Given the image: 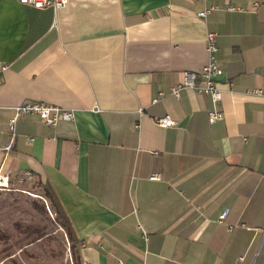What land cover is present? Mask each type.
Returning <instances> with one entry per match:
<instances>
[{"label": "crops", "instance_id": "0c3cea01", "mask_svg": "<svg viewBox=\"0 0 264 264\" xmlns=\"http://www.w3.org/2000/svg\"><path fill=\"white\" fill-rule=\"evenodd\" d=\"M207 31L222 68L214 123L208 94L168 93L207 62ZM0 64V148L15 104L74 113L18 118L0 173L41 181L81 262L264 264V98L241 94L264 81V0H0ZM164 115L174 124L154 122Z\"/></svg>", "mask_w": 264, "mask_h": 264}, {"label": "rangeland", "instance_id": "374dc122", "mask_svg": "<svg viewBox=\"0 0 264 264\" xmlns=\"http://www.w3.org/2000/svg\"><path fill=\"white\" fill-rule=\"evenodd\" d=\"M5 176L7 183L0 186V264H74L41 181L23 172Z\"/></svg>", "mask_w": 264, "mask_h": 264}, {"label": "built area", "instance_id": "2783aa9c", "mask_svg": "<svg viewBox=\"0 0 264 264\" xmlns=\"http://www.w3.org/2000/svg\"><path fill=\"white\" fill-rule=\"evenodd\" d=\"M208 1V0H204ZM19 2L23 4H29L35 8H44V7H52L54 9L61 8L66 0H19ZM217 8V6L213 3H209L203 10L197 13V16L200 18L205 17V15ZM225 8L229 10H240V7L227 5ZM205 50L207 53V62L197 71H189L185 70L182 72L181 81L177 84H174L170 90L169 94L178 98L180 95V91L185 88H189L194 90L197 93H205L210 96L211 102L213 104V108L208 110L207 119L209 123H214L220 120L223 116L222 111L217 109L219 102L222 99V89H220L217 85L216 78L218 75L222 73V68L220 63L216 58V54L218 51V47L215 43V31H207L205 37ZM7 69V64H0V83L2 81V73ZM166 93L164 91H159L156 96H154L151 100V103H156L160 98H162ZM243 96H258L264 98V81L263 83L255 88H249L241 92ZM12 117L9 119L8 128L11 133V139L9 144L0 148V150L7 153L11 148L12 139L14 136V126L18 118L28 115L35 114L37 115L42 122L47 125H55L59 120H71L73 118V111L61 108L56 105L47 104L44 102H25L18 103L12 106ZM138 114H142V110L138 109ZM154 122L158 126L168 127L174 124V121L170 118L169 115H164L154 119ZM140 126L139 122H137L134 127L138 128ZM25 176L31 177V173L29 171L23 172ZM7 177L0 173V186H5L7 181H4ZM151 178H158V174H153ZM224 213L219 216V219H224ZM80 264H88L85 262H81Z\"/></svg>", "mask_w": 264, "mask_h": 264}, {"label": "trees", "instance_id": "16d2710c", "mask_svg": "<svg viewBox=\"0 0 264 264\" xmlns=\"http://www.w3.org/2000/svg\"><path fill=\"white\" fill-rule=\"evenodd\" d=\"M47 191V190H46ZM45 196L48 198V200L51 202V205H54L55 208V213H56V219L61 220V226L64 229L67 239L70 243V250L72 253V258L74 261V264H80L81 263V258L80 255L78 254V250H77V241L75 240L72 231L70 229L69 224H67V220L61 215V213L59 212V210L57 209L54 200L51 198L52 196L50 195V193L47 191ZM43 208V207H42Z\"/></svg>", "mask_w": 264, "mask_h": 264}]
</instances>
